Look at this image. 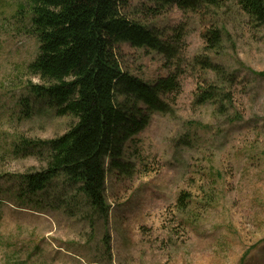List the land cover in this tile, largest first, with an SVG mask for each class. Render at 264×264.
Masks as SVG:
<instances>
[{"label": "rangeland", "instance_id": "374dc122", "mask_svg": "<svg viewBox=\"0 0 264 264\" xmlns=\"http://www.w3.org/2000/svg\"><path fill=\"white\" fill-rule=\"evenodd\" d=\"M22 3L0 0V264H264V26L235 0L202 13L174 6L155 18L143 13L152 2L131 0L149 27L166 36L183 28L181 91L168 98L170 113L152 115L125 145L132 174L118 176L107 159L103 219L62 180L22 194L25 176L40 172L47 156L27 143L62 136L75 121L30 92V82L41 84L27 73L39 43ZM210 29L221 32L218 52L207 49ZM117 54L148 84L178 69L128 43ZM197 57L233 80L195 64ZM212 84L229 95L222 113L196 102L198 89Z\"/></svg>", "mask_w": 264, "mask_h": 264}, {"label": "trees", "instance_id": "16d2710c", "mask_svg": "<svg viewBox=\"0 0 264 264\" xmlns=\"http://www.w3.org/2000/svg\"><path fill=\"white\" fill-rule=\"evenodd\" d=\"M149 1L154 6L146 7L143 13L152 18L174 6L184 13H202L223 8L229 2ZM235 1L245 14L264 26V0ZM21 7L31 12V32L39 43L27 73L39 78L41 84L30 82V92L37 102L45 101L57 116L75 119L62 136L27 143L41 146L47 156L40 172L25 176L22 194L39 195L62 180L84 196L85 205L93 212L108 219L106 161L111 159L110 169L118 176L132 174L134 166L123 160L125 145L150 124L152 115L170 113L168 98L181 91L183 28L166 36L149 27L131 11V0H23ZM204 37L207 49L218 52L221 32L210 29ZM122 43L157 51L165 56L166 67L176 65L178 69L148 84L124 70L117 54V46ZM195 64L222 79L233 80L209 57H197ZM228 101L229 95L218 85L200 87L196 94L197 104L212 103L218 113ZM25 104L30 108L28 100ZM71 208L68 204V212H73Z\"/></svg>", "mask_w": 264, "mask_h": 264}]
</instances>
